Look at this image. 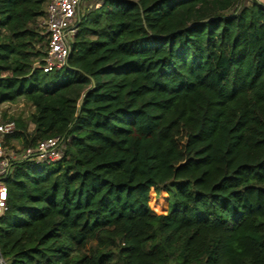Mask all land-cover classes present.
Returning a JSON list of instances; mask_svg holds the SVG:
<instances>
[{"label": "trees", "instance_id": "16d2710c", "mask_svg": "<svg viewBox=\"0 0 264 264\" xmlns=\"http://www.w3.org/2000/svg\"><path fill=\"white\" fill-rule=\"evenodd\" d=\"M46 1L0 0V106L30 107L4 142L65 157L14 164L0 257L264 264L263 1L90 0L50 74Z\"/></svg>", "mask_w": 264, "mask_h": 264}, {"label": "built area", "instance_id": "2783aa9c", "mask_svg": "<svg viewBox=\"0 0 264 264\" xmlns=\"http://www.w3.org/2000/svg\"><path fill=\"white\" fill-rule=\"evenodd\" d=\"M83 0H47L44 15L38 18L36 26L44 31L46 42L45 55L37 59L33 69L41 67L43 72L50 74L60 71L68 66V59L75 38L77 37ZM6 115L0 119V216L8 209V188L5 180L11 174L17 162L31 160L36 164L53 165L61 162L65 157L64 139L60 136L40 141L35 148L7 146L4 142L6 136L12 135L16 130L17 112L26 107L22 100L16 104H4ZM25 115L29 111L25 110ZM0 264L6 262L0 257Z\"/></svg>", "mask_w": 264, "mask_h": 264}, {"label": "rangeland", "instance_id": "374dc122", "mask_svg": "<svg viewBox=\"0 0 264 264\" xmlns=\"http://www.w3.org/2000/svg\"><path fill=\"white\" fill-rule=\"evenodd\" d=\"M263 1V3H264V0H262ZM95 2L94 1H90V0H83V3H82V10H84V9H86V8H88V9H91V8H93V7H95ZM243 4H245V5H248V4H250V1H248V0H244L243 1ZM23 110H29L30 111V107L28 106H26ZM22 110H20V111H18L17 113H19V112H21ZM6 112H7V110H6V108L5 107H3V106H0V119H1V115H3V118H4V115H6ZM184 141H185V139H184V137H183V141L181 142V144L182 143H184ZM14 145L15 146H18V147H21V144H19L18 142H14ZM33 162H35V161H33ZM159 197V195H158V192H153L152 193V196H151V207L152 208H154V201L157 199ZM153 212H156V210L155 211H153Z\"/></svg>", "mask_w": 264, "mask_h": 264}, {"label": "water", "instance_id": "95a60500", "mask_svg": "<svg viewBox=\"0 0 264 264\" xmlns=\"http://www.w3.org/2000/svg\"><path fill=\"white\" fill-rule=\"evenodd\" d=\"M86 94H87V93H85L83 97H85V96H86ZM81 103H82V101H81Z\"/></svg>", "mask_w": 264, "mask_h": 264}]
</instances>
